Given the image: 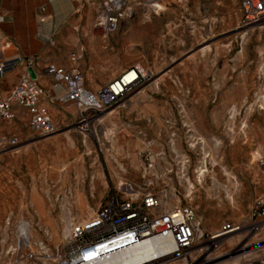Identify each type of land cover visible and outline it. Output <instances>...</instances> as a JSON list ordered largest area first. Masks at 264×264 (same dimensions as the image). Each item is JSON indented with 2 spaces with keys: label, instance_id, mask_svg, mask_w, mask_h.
<instances>
[{
  "label": "rangeland",
  "instance_id": "374dc122",
  "mask_svg": "<svg viewBox=\"0 0 264 264\" xmlns=\"http://www.w3.org/2000/svg\"><path fill=\"white\" fill-rule=\"evenodd\" d=\"M97 1L75 0L71 20L78 23L67 44L43 37L40 0H0V46L5 38L13 43L8 58L35 52L58 65L74 46L91 71L112 53L115 62L144 72L124 100L87 118L74 102L49 94L48 79L53 134L31 131L24 110L0 120V264L56 260L66 221L89 218L127 185L171 196L169 206L193 207L205 236L219 231V223L246 225L253 202L264 198V81L258 75L264 26L243 24L240 0H144L133 18L105 35L92 27ZM50 2L57 27L64 4ZM18 68L0 78L3 92ZM200 98L225 99V116L213 123L192 119L193 108L205 107ZM150 152L154 163L145 169ZM22 219L30 224V244H17ZM263 232L203 238L163 264H264V249L254 244ZM31 251L35 258L27 260Z\"/></svg>",
  "mask_w": 264,
  "mask_h": 264
},
{
  "label": "built area",
  "instance_id": "2783aa9c",
  "mask_svg": "<svg viewBox=\"0 0 264 264\" xmlns=\"http://www.w3.org/2000/svg\"><path fill=\"white\" fill-rule=\"evenodd\" d=\"M143 1L101 0L97 4L92 27L100 29L104 34L113 32L124 20L133 18L136 9ZM152 6L159 7L155 3ZM240 8L244 25L264 26V0H240ZM51 19L46 5L40 4L37 14L39 24H47ZM10 45L11 43L7 42L0 47V78L6 71L21 65L25 70L7 96L0 97V119L7 121L15 119L16 112L13 106L17 105L27 110L28 126L31 131L42 135L53 134L56 131V124L47 106L41 102V98L46 96L45 88L40 84L38 74L35 72L40 58L38 55L19 54L8 58L6 47ZM77 55L76 51L72 52L71 61H75ZM44 71L53 82V86L62 88L64 93L60 99L63 102H74L78 115L82 118L96 115L112 104L124 100L140 86L144 78L143 69L133 65L104 88L91 92L84 87V76L76 67L66 69L49 63L44 67ZM129 75L130 77L127 78ZM258 75L264 81V66L259 68ZM174 135L173 132L172 136ZM12 142L13 139L10 140V143ZM170 145L173 147L174 142L172 141ZM189 147H193L192 143ZM153 163L154 155L150 152L144 157L145 169H150ZM144 184H151V181ZM170 198L171 196L168 197L152 188L127 185L122 195H112L89 218L71 223L67 237L59 249H56L57 259L48 264L123 263L131 256L116 258L111 254L114 249L128 244L139 246L145 240L152 239H162L167 245L170 244L176 249L167 250L161 257H169L173 254L186 255L195 243L203 238L212 240L216 239L215 236L218 234L225 235L242 229L256 237L264 231V198L262 197L253 202L249 222L246 225L226 222L219 231L210 236H205L201 219L193 207L169 206ZM254 244L255 249H264V235L257 237ZM34 258L33 251L26 255L27 260Z\"/></svg>",
  "mask_w": 264,
  "mask_h": 264
},
{
  "label": "crops",
  "instance_id": "0c3cea01",
  "mask_svg": "<svg viewBox=\"0 0 264 264\" xmlns=\"http://www.w3.org/2000/svg\"><path fill=\"white\" fill-rule=\"evenodd\" d=\"M50 1L51 0H40V4L44 3L46 5L47 12L52 17L51 21L48 22L47 24H41V25L39 24L43 37H54L56 35L57 40L59 42H63V43H67V44H68V42H70L73 44L74 37H73L72 31H71V28L75 29L76 25L78 23V21L76 19L71 20V16H73V14L76 13L78 10V7H76V5H75V0H61L62 3L64 4V6L62 8V11L59 14V17H58L57 27H56V14L53 11V8H52ZM100 1L101 0H98L96 3L98 4ZM113 32L107 33L105 35L112 34ZM27 37L29 39L32 38V34H30V33L27 34ZM20 38L21 37H19L18 39H20ZM3 42H5V43L10 42L11 43L10 46L6 47V52H7V54L10 55L9 49L13 50L11 48V46H13L12 40H8L7 38H5ZM2 43H1V45H2ZM5 43H4V45H5ZM4 45H2L0 47H3ZM73 48H74V46L72 48L68 49L67 51L64 50L63 53L60 54V56L58 58V65L63 66L66 69L76 67L78 70H80L84 76V87L91 92H97L101 88H104L109 82H111L113 79L119 77L126 69L131 67V66H128L127 63L122 62V61H116L115 62L114 56L111 53V54L104 55L105 56L104 60H103L104 65H102L100 67L97 66L91 71L89 69V64L87 65V63L83 59L82 55L78 54L77 59L75 61H71L70 55L72 52L75 51ZM35 54H37L40 58L39 63L36 65L35 72L38 74L40 84L43 87H46L45 84H47V82H49L48 81L49 78H48V76L45 75L44 67L49 62H47L48 60L45 59L43 56H40L38 53L34 52L31 55H35ZM28 56H30V55H28ZM18 67L19 68L16 71V74L13 76V80L11 81V84L7 88H4L5 92H3V90H1V87H0V97L1 98H4L5 96H7V94L10 92V90L13 88V86L18 82L20 76L22 75L23 71L25 70L23 65L18 66ZM17 75H18V78L16 77ZM48 93L51 95L54 93L55 95H58L59 99H60L61 95L64 92L62 91V88L60 86H51V88H49V90H48ZM47 101L48 100L46 99L45 96L43 98H41V102L44 105H46L47 108L49 109L48 103H50L52 101H49V102H47ZM60 101H62V100L60 99ZM196 101H200L201 104L204 105L205 107H202L200 109L199 108H195V109L193 108L192 109V119L197 120V119L201 118V120L205 119L206 122H212L213 123L215 121L218 122L220 117L223 118L225 116V113H226L225 99H223V98H215V99L200 98V99H197ZM53 103H54V101H53ZM209 105H211V107H209ZM13 108L16 112V118H17L18 113L21 112L22 110H24L26 112V115L28 116V112L26 109L21 108L17 105H14ZM49 112H50V110H49ZM50 114H51V112H50ZM207 115L208 116L210 115L211 119L205 118V116H207ZM199 116H201V117H199ZM215 116L217 118H215ZM51 117H52V115H51ZM0 120H3V119H0ZM3 121H7V120H3ZM10 121H12V120H10ZM220 225L222 226L223 224L219 223L218 226H220Z\"/></svg>",
  "mask_w": 264,
  "mask_h": 264
},
{
  "label": "bare ground",
  "instance_id": "6f19581e",
  "mask_svg": "<svg viewBox=\"0 0 264 264\" xmlns=\"http://www.w3.org/2000/svg\"><path fill=\"white\" fill-rule=\"evenodd\" d=\"M160 6V5H159ZM127 76V78H129ZM184 159V158H182ZM183 162V161H182ZM203 166V165H202ZM202 170V168H200ZM205 171V168L200 172L203 173ZM200 175V174H199ZM66 220V218H65ZM18 228H17V244H30L31 242V234H30V224L28 221H25L22 219L18 223ZM65 235L67 236L69 233V224L66 221L65 223ZM223 236L221 234L216 235L215 237H220ZM118 247V246H116ZM170 251V250H176L172 245L166 244L164 240L162 239H152V240H145L142 242L139 246L137 245H125L119 248H116L112 251V255L114 257H124L126 256H131L130 259H125L123 263H118V264H140V263H148V264H163L165 260H171L173 258H176L177 256H182V254H179L177 256L171 255L169 257H161L164 255L165 252ZM161 257V258H160ZM202 262V261H200ZM203 263V262H202ZM205 263V262H204Z\"/></svg>",
  "mask_w": 264,
  "mask_h": 264
},
{
  "label": "snow or ice",
  "instance_id": "6c2138e0",
  "mask_svg": "<svg viewBox=\"0 0 264 264\" xmlns=\"http://www.w3.org/2000/svg\"><path fill=\"white\" fill-rule=\"evenodd\" d=\"M89 258H92V257H89Z\"/></svg>",
  "mask_w": 264,
  "mask_h": 264
},
{
  "label": "water",
  "instance_id": "95a60500",
  "mask_svg": "<svg viewBox=\"0 0 264 264\" xmlns=\"http://www.w3.org/2000/svg\"><path fill=\"white\" fill-rule=\"evenodd\" d=\"M31 75H32V73H31Z\"/></svg>",
  "mask_w": 264,
  "mask_h": 264
}]
</instances>
